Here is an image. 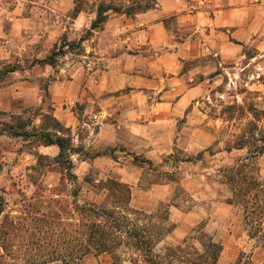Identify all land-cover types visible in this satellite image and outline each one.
<instances>
[{
    "label": "clouds",
    "instance_id": "clouds-1",
    "mask_svg": "<svg viewBox=\"0 0 264 264\" xmlns=\"http://www.w3.org/2000/svg\"><path fill=\"white\" fill-rule=\"evenodd\" d=\"M259 75L264 0H0V140L33 164L67 142L76 179L63 184L88 193L80 206L107 195L93 185L135 187L145 169L177 176L166 194L190 180L200 153L225 150L252 120L243 89Z\"/></svg>",
    "mask_w": 264,
    "mask_h": 264
},
{
    "label": "rangeland",
    "instance_id": "rangeland-1",
    "mask_svg": "<svg viewBox=\"0 0 264 264\" xmlns=\"http://www.w3.org/2000/svg\"><path fill=\"white\" fill-rule=\"evenodd\" d=\"M261 81L264 83V79ZM253 82L254 80L250 82V87ZM249 88L243 91L249 96L246 107L252 120L247 122L231 146H226L223 151H216L221 152L217 159L207 158L206 172L202 174L203 177L185 181L175 190V197L171 204L182 214L191 213L185 216L181 213L178 216L173 215L171 220L169 204L160 203L147 210L141 209L143 212L131 209L134 220H138L145 229L151 227L155 236L154 252L156 254L162 255L166 246H180L186 253L191 254L192 262L196 258L195 253H204L203 246L208 238L227 242L228 234L234 233L237 238L231 237L232 241L228 243L236 253L235 256L240 250L238 259L240 261L236 264L238 262L253 264L250 253L243 252L241 249L246 248L244 246L248 243V249H253L255 246L263 247L264 235L254 241L248 237L246 224L240 220L243 212L240 205L241 208L238 207L231 213L219 207L226 198L230 197V188L224 180L225 172L230 167L239 165V168L248 176L264 185V129H260V120L264 118V107L260 105H264V99L260 93L251 91ZM228 111L229 120L235 118L233 110ZM244 115L245 111L241 109L240 117L243 118ZM215 123L219 126L220 121L217 120ZM208 124L212 127V121ZM245 146L248 147L245 156L232 155L234 151ZM216 152L209 150L207 156ZM32 158V154L26 152L23 147L15 148L10 140H0V176L6 174L10 182L7 188L0 187V198L4 202V212L0 213V223L6 217L8 223L14 227H9L11 231L9 244L16 253V257H21L13 263L25 264L22 259L33 255H37L33 258L34 261L42 263L46 258L42 257V253L57 251L66 255V264H111L112 259L109 254H89L81 261H76L70 256L75 249L76 230L79 223L77 206L80 205L76 201L83 196L86 197L88 193L83 192L80 185H75L69 193L67 185L63 184V176L66 174L64 167L39 158L33 164ZM165 177L163 171L145 169L142 175L143 186L148 187L151 183L161 182ZM168 178L177 180L175 174H170ZM23 181H27L24 188L28 185L37 188L32 196L26 195L23 188L18 187ZM2 183L3 181L0 180V184ZM95 190V195L100 197L103 191L99 188ZM85 203L95 202L85 200ZM134 208L142 207L134 206ZM262 220H264L263 217ZM169 229L172 231L167 233ZM116 255L121 260L120 264H145L141 254L131 247L120 248ZM46 264H62V262L54 260Z\"/></svg>",
    "mask_w": 264,
    "mask_h": 264
},
{
    "label": "trees",
    "instance_id": "trees-1",
    "mask_svg": "<svg viewBox=\"0 0 264 264\" xmlns=\"http://www.w3.org/2000/svg\"><path fill=\"white\" fill-rule=\"evenodd\" d=\"M7 127V125H5ZM16 135L15 133H10ZM27 138V134H24ZM46 142L47 138H44ZM61 155L56 157L53 162L64 167L68 179L75 181L71 175V161L64 157V147L67 142L60 141ZM201 156V155H200ZM40 160L44 158L39 157ZM242 167V166H241ZM224 176L225 184L231 191V198L227 199L229 204L240 205L243 208L244 220L248 235L252 239H258L264 235V185L251 176H248L239 165L230 167ZM100 191L107 189V195L103 202L85 203L84 206H77L79 215L77 226V237L73 254L70 255L76 261H81L89 254L111 256V264H120L121 260L116 252L124 247H131L138 251L145 264H216L221 252V245L208 238L204 243V253H195L196 258L191 262V254L186 253L180 246H166L163 254L154 252L155 236L150 228H143L138 220L132 218L133 212L129 206L131 192L129 186L123 183L109 181L107 184L101 183L96 186ZM77 194V193H76ZM3 200L0 198V213L4 212ZM136 213V212H134ZM14 228L8 223V218L0 223V248L4 250L0 255V264H14L16 253L13 252L10 240V229ZM172 231L169 229L167 233ZM53 243V242H52ZM264 246V245H263ZM40 249V248H39ZM46 257L42 263L34 261L37 255L23 258L25 264H46L54 260H61L66 264V255L57 251L42 253ZM240 261V260H238ZM19 264V263H15ZM239 264V262H238Z\"/></svg>",
    "mask_w": 264,
    "mask_h": 264
},
{
    "label": "crops",
    "instance_id": "crops-1",
    "mask_svg": "<svg viewBox=\"0 0 264 264\" xmlns=\"http://www.w3.org/2000/svg\"><path fill=\"white\" fill-rule=\"evenodd\" d=\"M198 15V14H197ZM210 20H215L217 19V14L216 13H210L209 16ZM217 30H223L222 26L217 25ZM211 35V28L209 27L207 29V31L205 32V36H209ZM258 51V50H257ZM257 63L259 64V61H257ZM257 71V69L253 68L251 70L250 74H253ZM264 79V75H259L257 77V79L254 80V82L252 83L251 87L249 88L251 91H255L257 93H260L261 97H263L264 99V83L263 80ZM161 83H163V81H161ZM259 95V96H260ZM260 98V97H259ZM221 154V152H216L213 155H205L204 153H200V160H202V163L200 164V166L198 168L194 167L190 173L191 179H196L197 177L201 178L203 177L202 174H204L206 172V160L207 158L209 159H217L219 157V155ZM27 156H30L29 154H27ZM42 158H44V160L53 162L54 159L56 157L54 156H40ZM204 157V159H203ZM189 159H191V157H189ZM71 161V160H70ZM54 165H58L55 162H53ZM106 163H110V162H105V161H100L98 162V166L99 167H103ZM72 167H74L73 162L71 161ZM48 167V166H47ZM81 167L83 168L84 165L81 164ZM217 167V166H216ZM143 175V174H142ZM164 175L166 176L164 180H162L161 182H156V183H151V185H149L148 187L143 186V180H142V176L139 180V182L135 185V187H132L131 185V177H122L120 180V183L126 184L127 186H129L130 188V192H131V197H130V203L129 206L131 209L136 210V211H140L143 212V210H147L149 207H153L154 205H158L160 203H164V204H169V213H170V217L172 220V216H178L180 213L182 214V212H180L176 207H174L171 202L173 201L174 197H175V190H170L167 194L165 193L164 189H162L160 186L161 185H167V184H171L176 182L173 179L168 178L169 177V173L164 172ZM97 185H93L94 188ZM184 187V186H183ZM151 190V191H150ZM231 198V191H230V197ZM225 199L224 203H221V206H219L221 209H224L226 212L231 213L233 210H236L238 207L241 208L239 205H235V204H229L227 202V199ZM175 203V202H174ZM214 204V203H213ZM220 204V203H218ZM134 206L136 207H142V208H134ZM143 209V210H141ZM191 212H187V213H183L182 215H186L189 214ZM242 220V222H245L244 220V215L242 212V215L240 216ZM217 220V219H216ZM220 227H222V225H220ZM248 233V231H247ZM234 239V237L237 238V236L234 233L228 234V240L227 242H219L216 241L214 238H212V240L218 244L221 245V252L220 255L218 257L217 263L216 264H236V262L239 259V255H240V250L237 251V255L235 256V252L233 251L232 246L229 245L228 242H231L232 239ZM248 237L250 238V236L248 235ZM251 241H254L256 239H252L250 238ZM246 248H242L241 251L246 252L248 251V253H250V260L253 262V264H264V246L263 247H253V249H248L249 247V243L245 244ZM243 247V246H242Z\"/></svg>",
    "mask_w": 264,
    "mask_h": 264
}]
</instances>
